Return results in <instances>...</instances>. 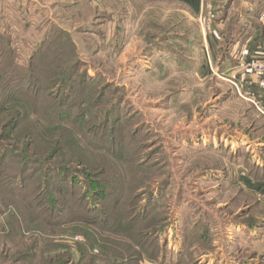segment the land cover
<instances>
[{"label": "rangeland", "instance_id": "obj_1", "mask_svg": "<svg viewBox=\"0 0 264 264\" xmlns=\"http://www.w3.org/2000/svg\"><path fill=\"white\" fill-rule=\"evenodd\" d=\"M202 4L194 13L181 0L0 2L4 87L19 85L23 113L60 135L58 159L73 166L53 161L48 182L26 165L24 194L43 216L62 213L48 218L60 222L65 237H53L71 246L72 264H245L262 251L232 227L264 225L263 207L235 179L264 162V105L222 70L205 77L200 67L215 35L217 62L237 59L264 0ZM9 162L2 176L19 181V162ZM17 202L14 189L1 190L0 230ZM42 220L27 227L48 244ZM1 241L13 262L16 239ZM61 251L58 264L68 261Z\"/></svg>", "mask_w": 264, "mask_h": 264}, {"label": "trees", "instance_id": "obj_2", "mask_svg": "<svg viewBox=\"0 0 264 264\" xmlns=\"http://www.w3.org/2000/svg\"><path fill=\"white\" fill-rule=\"evenodd\" d=\"M244 37L245 41L247 35H245ZM0 51H2L1 48ZM1 54L2 53L0 52V80L3 79ZM70 76L68 77L67 82H63L66 86L67 84H69ZM12 79L13 78L9 80ZM2 86L3 88H7L4 90V94L0 99V192L1 190L5 192L6 190H10L11 188L14 189L18 202L11 207V211H9V213H7V210L4 211V213L6 212L5 215L8 216L7 223L5 221L3 222L5 228H1L0 230V233H3L5 235V237H2L0 234V242H2L1 240H3L4 238L7 239L13 236L16 241L14 242L12 248H15L17 250L16 254H18V256H15L13 262H8L7 259L11 258L8 255L12 251V249H9V251L7 252H5L4 249L0 250V264H22V262L23 264H58V258L61 259V252L63 251H61V249H67L69 251L67 254H65L68 258V261H66L64 264H72L75 255L71 251V246L66 243V241L59 242L58 239L55 240L53 237H62V239L63 237H65L64 233H60L61 231H56L63 230L59 227L60 222H57L56 219L48 218L51 216L53 218L55 216L60 217L62 216V213H60L56 208L53 209L54 212L50 211L49 215L43 216V209H41L42 206L39 204V202L32 201L27 194H24V184L26 182L25 167L28 164H32L33 166L35 165L39 169L43 168V175L48 182H50V174H52L53 172H57L58 170L71 171L73 170V166L70 164H62L68 158L66 160L59 161L60 155H57L59 153L57 150L62 151L63 147V145L60 147V144L62 143L60 135L54 134L50 129H48V127L41 126L39 122H37V120H32L31 116L25 115L23 113L22 109H24V107L22 106V103L19 102L20 97L18 98L17 96V94L19 93V85L15 84L4 87L5 82L3 79L2 82L0 81V91H2ZM69 120L74 121L72 119ZM27 124H29V128H34L36 126L37 130H35L34 132H29L26 128ZM25 131L28 132L27 135ZM25 138H27V141H25ZM12 140H14V146L16 144L15 148H9V143ZM21 144H24L25 146L23 147V145ZM89 144L91 143L89 142ZM80 159L81 158H75L73 162L80 163V161H77ZM12 160L13 162H19L21 166L23 176H20L19 181H17V176L15 175L11 177H5V175L2 176V172L4 169L6 170L7 168L13 166L9 162ZM53 161L56 164H61L59 165L58 170L55 169V164L53 163ZM64 166H66V168ZM260 170L261 169L259 168H254L249 172L250 175L253 176L255 173L260 172ZM95 174L97 176L101 175V177H103L104 175L106 176V171L103 170L101 166L96 164ZM12 180H14L15 184L10 183V181ZM23 180H25L24 183ZM18 182H21V185L18 184ZM47 186V189H49L48 192L53 191L51 188V184ZM60 193L65 196L66 194H68V190L58 188L57 190L53 191V194H55V196H57V194L60 195ZM151 194L152 193L149 194L150 196L148 199V203L143 207V209H146L148 207L149 202L154 197ZM59 200H62V198ZM76 201L77 204L81 205V210L84 214L83 204H80L81 200L76 198ZM57 204L59 206L63 205V203ZM27 212L31 213V218L30 216L28 217ZM37 216L43 217L46 221L45 222L42 220V222L46 224L50 233V243L48 244L45 240V234L41 235V231L39 228L36 227L29 230L27 227V224H29L28 222L32 223V221L36 220ZM81 219H83V217ZM87 222L93 224L95 223L91 221ZM26 233H32L33 236L31 238H27ZM49 235H47V237ZM23 251L27 253H24ZM26 258H31V260L26 261Z\"/></svg>", "mask_w": 264, "mask_h": 264}, {"label": "crops", "instance_id": "obj_3", "mask_svg": "<svg viewBox=\"0 0 264 264\" xmlns=\"http://www.w3.org/2000/svg\"><path fill=\"white\" fill-rule=\"evenodd\" d=\"M184 5L194 13L200 12L203 7V0H181ZM1 2V0H0ZM246 40L240 47V52L235 58L217 62V54L219 49L218 37H210L208 47L206 48L205 63L201 64V75L208 77L215 71H223L229 81L234 82L240 87H245L252 93L256 99L260 100L264 105V88L260 85L259 79L255 74L248 70L245 66L254 61L258 55L264 51V14L259 18V22L250 25V29L246 31ZM260 172L250 175L249 171L238 169L236 173L237 187L242 188L246 193L256 199L264 209V162L257 163ZM228 181L229 178H226ZM235 231L241 233L239 238L248 239L255 242L262 251H257L255 259L245 264H264V225L260 224L252 229H240L232 227ZM231 234V233H230ZM255 260V261H254Z\"/></svg>", "mask_w": 264, "mask_h": 264}, {"label": "built area", "instance_id": "obj_4", "mask_svg": "<svg viewBox=\"0 0 264 264\" xmlns=\"http://www.w3.org/2000/svg\"><path fill=\"white\" fill-rule=\"evenodd\" d=\"M245 67L257 76L260 85L264 88V51H262L254 61L247 64ZM250 97L257 106H263V103L256 99L252 93H250Z\"/></svg>", "mask_w": 264, "mask_h": 264}, {"label": "bare ground", "instance_id": "obj_5", "mask_svg": "<svg viewBox=\"0 0 264 264\" xmlns=\"http://www.w3.org/2000/svg\"><path fill=\"white\" fill-rule=\"evenodd\" d=\"M208 145V144H207Z\"/></svg>", "mask_w": 264, "mask_h": 264}]
</instances>
